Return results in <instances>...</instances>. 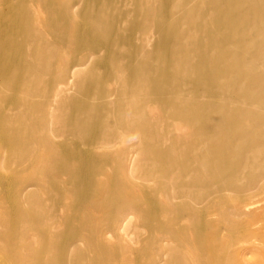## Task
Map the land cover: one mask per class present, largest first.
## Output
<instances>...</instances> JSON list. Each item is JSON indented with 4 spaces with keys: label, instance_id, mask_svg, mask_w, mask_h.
<instances>
[{
    "label": "bare ground",
    "instance_id": "1",
    "mask_svg": "<svg viewBox=\"0 0 264 264\" xmlns=\"http://www.w3.org/2000/svg\"><path fill=\"white\" fill-rule=\"evenodd\" d=\"M0 259L264 264V0H0Z\"/></svg>",
    "mask_w": 264,
    "mask_h": 264
},
{
    "label": "rangeland",
    "instance_id": "2",
    "mask_svg": "<svg viewBox=\"0 0 264 264\" xmlns=\"http://www.w3.org/2000/svg\"><path fill=\"white\" fill-rule=\"evenodd\" d=\"M120 3L118 2V5H119ZM131 263H133V262H128L127 264H131ZM0 264H1V259H0ZM134 264V263H133Z\"/></svg>",
    "mask_w": 264,
    "mask_h": 264
}]
</instances>
